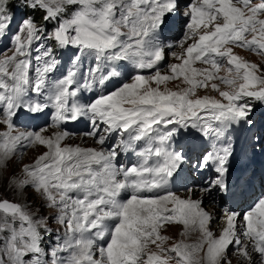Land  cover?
Instances as JSON below:
<instances>
[{
    "label": "snow or ice",
    "instance_id": "6c2138e0",
    "mask_svg": "<svg viewBox=\"0 0 264 264\" xmlns=\"http://www.w3.org/2000/svg\"><path fill=\"white\" fill-rule=\"evenodd\" d=\"M181 17L173 41L169 27ZM0 40L8 42L0 49V180L19 152L47 149L7 177L8 190L31 189L40 206L0 198V264H232L230 246L247 264H257L254 254L264 264V193L243 213L225 211L219 235L203 206L230 193L228 134L251 131L252 102L264 104V72L233 52L264 55V0H0ZM69 52L70 67L53 78L58 54ZM166 55L179 63H163ZM177 80L186 87H168ZM209 87L219 99L197 95ZM21 110L50 111L51 124L18 131ZM81 120L99 147L64 144L68 131L44 135ZM189 128L216 143L198 153L174 147ZM252 139L264 150V134ZM129 152L135 162H122ZM186 165L202 182L181 197L170 184ZM172 224L200 238L166 246L162 230Z\"/></svg>",
    "mask_w": 264,
    "mask_h": 264
},
{
    "label": "rangeland",
    "instance_id": "374dc122",
    "mask_svg": "<svg viewBox=\"0 0 264 264\" xmlns=\"http://www.w3.org/2000/svg\"><path fill=\"white\" fill-rule=\"evenodd\" d=\"M233 52H234V54H236L238 56L244 57L246 60H248L250 62H254V63L258 64L260 66L261 71L264 72V55H257L255 53H253L252 51L242 50L239 48H233ZM167 62L179 63V61H177L176 59L172 58L169 55H167ZM194 66L197 68L206 67L204 65H196V64ZM225 74H226V72L224 70H222L220 72V75H225ZM258 74H260V73H258ZM216 82L219 83V81H216ZM178 84L180 85L181 88L186 87V85L182 84L178 80L169 82L168 87L172 88L173 90H176V86ZM221 88H222V90H228L227 87L223 84H221ZM197 95H199V96L210 95V96L216 97L217 99L220 98L215 91L211 90L210 87L207 89H198ZM1 128H2V125H0V130H1ZM48 131L49 132H51V131L56 132L58 130L53 128V129L47 130V132H45L44 134L49 135ZM84 140L86 141L83 144L84 146L90 145L92 142L91 139L86 140V138H84ZM67 144H71V143H67ZM71 145H73V144H71ZM92 145H94L93 142H92ZM45 150H47V149L42 147V146H40V147L34 146L28 152H26L24 155H21V156L17 155L15 157H13V159L9 163L8 171L4 174L5 178L3 180H0V198H8V199L14 200L16 202H20V203H30L33 211H36V209L39 208L40 200L31 189H26L22 194H19L16 191L8 190V188H7V177L9 175H11L14 171H19V168H17V163H19L20 166H23L24 164H28V163H33L34 160L40 154H42ZM187 194H185V196ZM40 211L45 215L50 214L48 211H45L44 209H40ZM216 212L218 213V216L213 217V222L210 225V229L216 235H218L221 228H222L221 223L225 219V215H223V213L220 212L219 208H217ZM215 223H218V225L215 226ZM50 226L54 229L59 227V225L53 224V223H51V221H50ZM165 229L166 230H162V234L170 237V240L167 242V245H171L178 240L196 242L200 238L199 232H191L187 236L181 235V233L184 230L183 226H181V225H177V224L165 225ZM152 250H155V249L153 248ZM228 256H229V259L232 261V264H239V261H236L234 259V257H237L239 255H234L232 248H229ZM256 260H257V258H256ZM257 264H258V262H257Z\"/></svg>",
    "mask_w": 264,
    "mask_h": 264
},
{
    "label": "bare ground",
    "instance_id": "6f19581e",
    "mask_svg": "<svg viewBox=\"0 0 264 264\" xmlns=\"http://www.w3.org/2000/svg\"><path fill=\"white\" fill-rule=\"evenodd\" d=\"M50 129H53V128H49L48 130H50ZM49 132V131H48ZM57 132V131H56ZM53 133H55V131H51V132H49V135H52ZM45 135V134H44ZM187 194V193H186ZM189 195H192L191 193H188L186 196H189ZM202 195V194H201ZM192 198H194V199H199V198H201L200 197V195H196V196H193ZM206 198V197H205ZM206 210H208V211H210L212 214H213V217L214 216H218V213L216 212L217 211V208H215V207H208ZM222 227L223 226H226V216H225V219L222 221ZM220 224V225H221ZM216 225H218V223H215V226ZM219 225V226H220ZM219 235V234H218ZM246 242V241H245ZM254 258H257V257H255V254H254ZM234 259L236 260V261H239V264H246L247 263V261L246 260H244V258L242 257V256H237V257H234Z\"/></svg>",
    "mask_w": 264,
    "mask_h": 264
}]
</instances>
